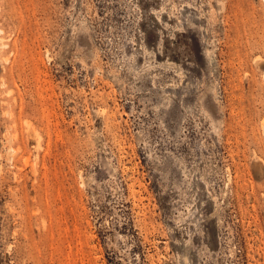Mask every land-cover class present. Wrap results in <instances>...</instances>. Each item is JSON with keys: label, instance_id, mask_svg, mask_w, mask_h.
Listing matches in <instances>:
<instances>
[{"label": "rangeland", "instance_id": "rangeland-1", "mask_svg": "<svg viewBox=\"0 0 264 264\" xmlns=\"http://www.w3.org/2000/svg\"><path fill=\"white\" fill-rule=\"evenodd\" d=\"M0 264H264V0H0Z\"/></svg>", "mask_w": 264, "mask_h": 264}]
</instances>
